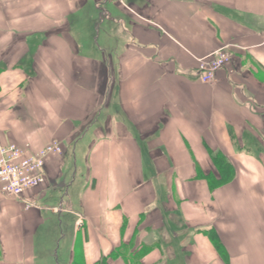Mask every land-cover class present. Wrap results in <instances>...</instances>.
Wrapping results in <instances>:
<instances>
[{"label": "crops", "instance_id": "crops-1", "mask_svg": "<svg viewBox=\"0 0 264 264\" xmlns=\"http://www.w3.org/2000/svg\"><path fill=\"white\" fill-rule=\"evenodd\" d=\"M53 142L0 264H264V0H0V146Z\"/></svg>", "mask_w": 264, "mask_h": 264}, {"label": "built area", "instance_id": "built-area-1", "mask_svg": "<svg viewBox=\"0 0 264 264\" xmlns=\"http://www.w3.org/2000/svg\"><path fill=\"white\" fill-rule=\"evenodd\" d=\"M230 62L231 54L226 49H221L199 62L196 76L203 83H211L216 74L225 69ZM62 153V147L57 142L48 144L36 153H30L14 144L0 146L1 192L8 198L22 201L27 192L45 183L43 170L46 160L52 155Z\"/></svg>", "mask_w": 264, "mask_h": 264}, {"label": "rangeland", "instance_id": "rangeland-1", "mask_svg": "<svg viewBox=\"0 0 264 264\" xmlns=\"http://www.w3.org/2000/svg\"><path fill=\"white\" fill-rule=\"evenodd\" d=\"M91 26V25H90ZM90 26H86V28H85V30H87V33H91L89 36H87L85 39L84 38H81V37H79L78 35H76L77 36V38H79L80 39V41L81 40H84V42L85 41H89V42H91V41H93V40H95L96 39V37H95V32L93 31V28H90ZM52 232H51V230H50V226H49V224H48V226L46 227V230H42V237H44V238H46V237H48L47 235H50ZM38 238H41V235L38 237ZM43 248H44V250L43 251H50V250H55V252H57V248L55 247V246H51L50 247V245H43ZM42 251V255H46L44 252ZM51 252V251H50Z\"/></svg>", "mask_w": 264, "mask_h": 264}]
</instances>
